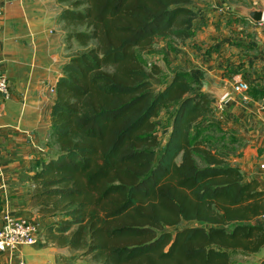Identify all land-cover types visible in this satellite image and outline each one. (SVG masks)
<instances>
[{
  "label": "trees",
  "instance_id": "obj_1",
  "mask_svg": "<svg viewBox=\"0 0 264 264\" xmlns=\"http://www.w3.org/2000/svg\"><path fill=\"white\" fill-rule=\"evenodd\" d=\"M59 1L78 50L54 84L59 149L32 176L31 206L57 220L45 240L81 251L74 264H230L260 253L264 187L227 162L200 77L163 76L154 54L159 39L174 50L195 37L194 0ZM164 109L170 127L159 130Z\"/></svg>",
  "mask_w": 264,
  "mask_h": 264
},
{
  "label": "crops",
  "instance_id": "obj_2",
  "mask_svg": "<svg viewBox=\"0 0 264 264\" xmlns=\"http://www.w3.org/2000/svg\"><path fill=\"white\" fill-rule=\"evenodd\" d=\"M251 1L248 7L264 10V0ZM193 4L198 14L196 35L174 43V67L200 77L201 91L216 100L227 162L239 167L246 180H259L264 176L260 167L264 164V22L238 19L232 15L234 3L230 0H194ZM0 5L5 17L0 68L9 76L13 92L10 101L0 103V228L5 213L39 221L45 227L57 220L41 217L31 206L32 176L59 149L52 137L55 93L51 87L73 54L63 56L68 41L65 35L56 36L61 24L64 26L59 15L66 4L59 0H0ZM54 39L59 43L58 52ZM171 51L166 47L165 52ZM240 84L245 93L237 89ZM212 88L228 94L220 99ZM263 255L264 248L257 254H236L230 264L253 262ZM77 258V252L45 239L37 246H21L13 256L0 252V264H18L20 259L26 264H74Z\"/></svg>",
  "mask_w": 264,
  "mask_h": 264
},
{
  "label": "built area",
  "instance_id": "obj_3",
  "mask_svg": "<svg viewBox=\"0 0 264 264\" xmlns=\"http://www.w3.org/2000/svg\"><path fill=\"white\" fill-rule=\"evenodd\" d=\"M4 7L0 5V33L3 28ZM264 22V19L263 21ZM55 87H51L54 92ZM240 92H246L243 84L237 86ZM13 97L12 86L9 76L0 68V103L10 101ZM264 169V164H261ZM259 181L264 185V176ZM45 227L32 219L16 218L9 213L3 216V225L0 228V252H6L13 256L21 246H37L41 240H44ZM18 264H26L23 259Z\"/></svg>",
  "mask_w": 264,
  "mask_h": 264
},
{
  "label": "rangeland",
  "instance_id": "obj_4",
  "mask_svg": "<svg viewBox=\"0 0 264 264\" xmlns=\"http://www.w3.org/2000/svg\"><path fill=\"white\" fill-rule=\"evenodd\" d=\"M230 1L232 3H234L233 6L235 8H251V7H248L246 4H247L248 1H249V3H253L252 1L250 2V0H248L247 2H245L244 0H230ZM259 3L260 2H258L257 5H259ZM232 12H233V15H235L238 19H243L242 21H246L244 19L247 18V17H245L241 12H234V11H232ZM5 16H6V9H5ZM4 20H5V17L2 19L3 23H4ZM54 20H55V18H54ZM54 25H56V24L54 22H52L50 26L51 27H54ZM65 29H66L65 26H62V24H61V27H59V30L57 32L58 34L56 35L57 36V39H58V36L61 37L63 35H66L67 29L66 30ZM162 42H163V44H162ZM52 44H53V47L56 48L54 51L58 52L60 50L58 41L54 39V41H53ZM70 44H73V47L70 48L69 47V43H68V45H67L68 47L66 46L63 49L64 50L63 56H67V55L69 56V55H71L72 53H75L78 50V46L75 43V41H72ZM165 45H166V41L165 40H162V39H159L157 41V44H156V47H155L156 49H155V52H154V54H156V55L159 56V58L157 59V61L160 64L163 65V67L165 68L166 71H168L163 76L169 75V70H172V69L175 68L173 61L177 57V52L174 51V50L171 51V52H165V49H166ZM170 50H172V49H170ZM151 56L152 55H150V57ZM150 57H148V61H151L150 60ZM160 117H161V119H159V121L161 123H159V128H160L159 130H165V129L167 130V129H169V127H170V121L167 120V119H166L167 121H163L164 119L162 120V118H168L169 119L168 112L165 109L161 113V116ZM212 132H213V136H215V139L216 140H219L218 144L220 145V147H222L223 146V142H224V141H222V137H221V134L222 133L220 131H218V129H214ZM167 136H168L167 133H163V135H162L163 145L166 143ZM199 163H200V165L203 164V162L201 160H199ZM261 220L264 221V219H261ZM77 253H78V256L81 255V254H83L81 251H79ZM25 260H26V258H25ZM81 260H82V264H94V262L88 256L82 257Z\"/></svg>",
  "mask_w": 264,
  "mask_h": 264
},
{
  "label": "water",
  "instance_id": "obj_5",
  "mask_svg": "<svg viewBox=\"0 0 264 264\" xmlns=\"http://www.w3.org/2000/svg\"><path fill=\"white\" fill-rule=\"evenodd\" d=\"M230 9L234 12H241L245 17L251 19L255 23H261L264 19V10L260 8H235L232 6ZM212 93L216 94L220 99H224L228 94L227 90L217 88H212Z\"/></svg>",
  "mask_w": 264,
  "mask_h": 264
}]
</instances>
